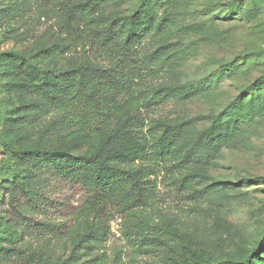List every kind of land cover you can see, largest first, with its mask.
Listing matches in <instances>:
<instances>
[{
    "label": "rangeland",
    "instance_id": "1",
    "mask_svg": "<svg viewBox=\"0 0 264 264\" xmlns=\"http://www.w3.org/2000/svg\"><path fill=\"white\" fill-rule=\"evenodd\" d=\"M137 1L104 0L102 11L126 15ZM258 3L159 1L139 46L143 55L157 53L154 71L158 84L185 88L143 113L149 121L187 123L177 139L174 157L190 150V170L199 173L194 188L203 191L201 197H191L181 184L170 180L166 170L158 171L153 177L157 197L152 206L133 213L134 221L115 209L109 211L102 217L110 226L107 240L82 249L73 243L77 225L72 214L81 204L83 190L51 172H42L39 191L44 200L38 202L37 210L28 211L25 206V212L33 213L30 219L35 223L49 220L58 227L49 232L14 216L20 220L24 242L18 244L21 251L12 252L9 242L0 238V264H199L206 260L224 264L227 256L240 257L259 245L264 231V26H260L264 23V0ZM240 6L252 11L256 7V18L248 20ZM59 21L56 12L39 10L36 0H0V54L13 49L30 56L66 41ZM243 55L251 59L243 72L218 71L220 65L239 61ZM82 57L79 49L58 56L44 53L36 60L64 69L78 65ZM89 58L105 64L100 55ZM9 79L0 68V213L4 215L11 208L7 200L2 201L6 195L2 181H10L21 167L11 158L6 160L10 154L1 143L20 144L21 140L12 138L14 133L18 135V112L21 115L33 109L20 108L29 101V94L7 90ZM251 83L259 85L253 102L246 99L241 111H234L208 135L214 116ZM38 112L35 121L25 124L29 131L24 141L35 139L49 122L53 126L45 139L59 144L72 141L73 125L58 121L51 107ZM140 163L122 164L135 167Z\"/></svg>",
    "mask_w": 264,
    "mask_h": 264
},
{
    "label": "trees",
    "instance_id": "2",
    "mask_svg": "<svg viewBox=\"0 0 264 264\" xmlns=\"http://www.w3.org/2000/svg\"><path fill=\"white\" fill-rule=\"evenodd\" d=\"M159 1L165 0H138L128 14L109 15L102 11L104 0H36L39 10L58 14L67 40L30 56L13 49L0 54L1 71L10 77L7 90L26 91L29 101L20 108H33L21 115L18 112V135L14 133L12 138L21 140L20 144L13 145L10 140L1 143L10 154L6 160L10 162L11 158L21 167L10 181H2L6 192L2 201L7 200L11 210L5 215L0 213V238L9 242L8 250L21 251L18 244L24 242L20 220L13 217L33 223V213L25 212V208L37 210L38 202L44 200L39 191L42 172H51L83 190L81 204L72 214L77 225L73 243L82 249L107 240L110 226L103 223L102 217L109 211L115 209L134 221L133 213L152 206L157 197L153 177L158 176V171L166 170L170 180L181 184L191 197L203 194L194 188L193 181L199 173L190 170V150L174 157L177 139L187 123L149 121L143 113L169 95L185 91L177 85L158 84L154 71L157 53H140L141 40L155 18ZM258 1L254 3L258 5ZM240 10L248 20L255 19L258 13L256 7L252 11L240 6ZM79 49L82 60L72 67L57 69L36 60L44 53L58 56ZM91 55L102 56L105 64L90 61ZM250 62V57L243 55L239 61L220 65L218 71L243 72ZM258 90L255 83L243 86L214 116L208 135L234 111H241L246 99L253 102ZM50 107L58 121L74 126L70 129L72 141L59 144L49 140L52 138L45 139L52 122L46 123L35 139L24 141L29 131L25 124L35 121L38 111ZM129 161L142 164H122ZM35 224L49 232L58 227L49 220ZM164 232L170 234L168 229ZM199 264L212 263L206 260ZM224 264H264V231L259 245L240 257L227 256Z\"/></svg>",
    "mask_w": 264,
    "mask_h": 264
}]
</instances>
